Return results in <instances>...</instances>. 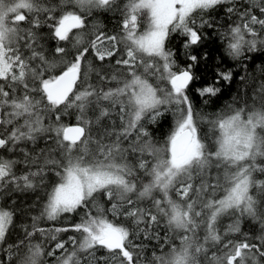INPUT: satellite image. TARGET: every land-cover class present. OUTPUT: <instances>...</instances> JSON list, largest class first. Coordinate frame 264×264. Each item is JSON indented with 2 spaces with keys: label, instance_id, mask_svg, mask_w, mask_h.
<instances>
[{
  "label": "snow or ice",
  "instance_id": "snow-or-ice-1",
  "mask_svg": "<svg viewBox=\"0 0 264 264\" xmlns=\"http://www.w3.org/2000/svg\"><path fill=\"white\" fill-rule=\"evenodd\" d=\"M205 29L223 53L197 86ZM257 51L264 0H0V264H264ZM225 59L240 87L202 113Z\"/></svg>",
  "mask_w": 264,
  "mask_h": 264
},
{
  "label": "trees",
  "instance_id": "trees-1",
  "mask_svg": "<svg viewBox=\"0 0 264 264\" xmlns=\"http://www.w3.org/2000/svg\"><path fill=\"white\" fill-rule=\"evenodd\" d=\"M258 14V13H257ZM221 22H223V15L220 16ZM235 19V18H234ZM26 22H21L22 26ZM100 23L106 32L112 33L116 31V25L108 18L102 17ZM257 31H260L259 26H256ZM42 31H47V29H42ZM206 39L204 41V48L203 51L208 54V59L201 65L197 71L198 75L202 77L201 81L197 82V86L207 80L209 83L212 82L213 71L218 64H220L222 53H223V41L220 40V37L211 29H205ZM183 38L180 36H176L170 43V47L173 51L177 53V63L180 67L185 65V60L182 55L181 44ZM251 57L250 60L247 61L249 72H255L257 75L259 74V68H264V51H257L253 53H248ZM231 68L233 71V82L232 84H226L225 82H220V87L222 88V92L220 97L212 98L208 104L203 103V99L198 96V94H192L193 104L196 108H198L202 113H214L217 112L231 102L232 96L237 93V89L240 87L238 77L241 74L240 68L237 62L225 59L221 70ZM166 120L170 121V117H166ZM69 123H74V120H69ZM162 131L167 132L169 130V123L164 122ZM72 220H63V221H52V222H44L43 226L51 229L53 227H63L67 226V224L71 223ZM251 222H246L244 225V231L252 233L254 231L253 227L250 226ZM258 234V233H257ZM57 239H66L67 236L73 235V233H56ZM164 235V232L161 231V236ZM239 238V237H237ZM56 241L51 239H45L43 241V246L46 250H50L54 247ZM150 245L154 246L155 241H150ZM178 243V242H177ZM67 246V245H66ZM167 250V249H165ZM61 250H57V255L60 254ZM49 264H52L54 261V257H49Z\"/></svg>",
  "mask_w": 264,
  "mask_h": 264
}]
</instances>
